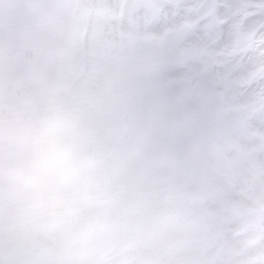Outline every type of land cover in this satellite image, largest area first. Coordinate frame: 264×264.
<instances>
[{
  "label": "snow or ice",
  "instance_id": "obj_1",
  "mask_svg": "<svg viewBox=\"0 0 264 264\" xmlns=\"http://www.w3.org/2000/svg\"><path fill=\"white\" fill-rule=\"evenodd\" d=\"M118 6L0 0V264H212L203 206L230 143L264 132V83L221 91L231 64L209 66L195 50L223 28L207 21L184 38L182 57L143 58L103 14ZM153 7L160 19L173 11L157 0L136 16ZM249 22L264 25V12ZM225 101L255 110L226 111ZM57 162L102 193L95 219L111 254H67L47 212L26 210Z\"/></svg>",
  "mask_w": 264,
  "mask_h": 264
},
{
  "label": "rangeland",
  "instance_id": "obj_2",
  "mask_svg": "<svg viewBox=\"0 0 264 264\" xmlns=\"http://www.w3.org/2000/svg\"><path fill=\"white\" fill-rule=\"evenodd\" d=\"M173 11L159 18L153 7L148 18L136 16L141 5L157 0H116L106 10L120 35L147 59L183 56L184 38L202 22L223 28L212 40L197 42L195 50L209 66L231 64V74L221 73L224 88L248 89L264 83V25L250 19L264 12V0H167ZM93 19L96 13L89 12ZM69 15L66 24L71 25ZM159 25V26H156ZM226 111L255 110V103L232 105ZM217 195L203 206L210 234L204 256L212 264H264V132L251 128L246 139L233 140L216 170ZM102 193L92 188L70 165L49 166L42 186L30 191L27 211H46L62 250L73 257L101 258L115 251L104 226L95 219Z\"/></svg>",
  "mask_w": 264,
  "mask_h": 264
}]
</instances>
